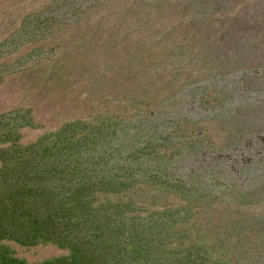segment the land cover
<instances>
[{"label": "rangeland", "instance_id": "rangeland-1", "mask_svg": "<svg viewBox=\"0 0 264 264\" xmlns=\"http://www.w3.org/2000/svg\"><path fill=\"white\" fill-rule=\"evenodd\" d=\"M17 114L21 148L101 130L96 169L128 179L97 203L187 218L166 251L264 264V0H0V122ZM2 244L28 264L69 255Z\"/></svg>", "mask_w": 264, "mask_h": 264}, {"label": "trees", "instance_id": "trees-1", "mask_svg": "<svg viewBox=\"0 0 264 264\" xmlns=\"http://www.w3.org/2000/svg\"><path fill=\"white\" fill-rule=\"evenodd\" d=\"M16 120L0 122V146H5L0 148V264H28L15 257L4 241L23 247L52 245L69 252L37 264L206 262L204 244L173 252L165 249L166 231L187 224V218L174 214L152 219L146 212L140 215L143 208L133 210L127 203H97V193L123 192L128 179L125 172L101 175L96 169L110 160L101 130L91 127L84 133L78 129L87 126L72 123L21 148L17 130L30 127V122L26 118V123L13 124ZM181 234L180 241L188 239L184 229Z\"/></svg>", "mask_w": 264, "mask_h": 264}]
</instances>
